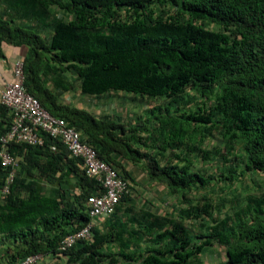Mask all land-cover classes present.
Wrapping results in <instances>:
<instances>
[{
  "label": "trees",
  "instance_id": "16d2710c",
  "mask_svg": "<svg viewBox=\"0 0 264 264\" xmlns=\"http://www.w3.org/2000/svg\"><path fill=\"white\" fill-rule=\"evenodd\" d=\"M1 1L20 17L42 19L53 33L47 37L0 12V56L6 43L29 47L27 90L80 131L126 179L129 192L103 229L95 227L91 239L62 251L65 236L91 222L87 199L103 187L47 133L40 131L42 146L11 141L7 149L19 167L2 198L10 169L0 158V264H20L34 255L57 256L66 264H201L203 250L215 243L227 252L215 264H264V191L223 217L213 216L214 198L189 197L213 183H232L238 166L241 175L264 176V0ZM55 6L72 18H61ZM66 73L76 75L84 94L171 100L150 108L136 124L96 115L60 99L61 92L76 88ZM187 88L201 98L198 111L184 107L191 101L181 100ZM11 125L12 113L0 102V137ZM215 128L222 130L229 154L235 153L231 160L218 150L227 176L195 171L189 159L195 149L189 141ZM201 153L204 160L212 157ZM124 161L138 166L149 184L166 187L182 204L184 220L206 230L197 233L172 215L138 208L139 183ZM43 183L52 186L49 193ZM216 204L222 212L226 200Z\"/></svg>",
  "mask_w": 264,
  "mask_h": 264
},
{
  "label": "rangeland",
  "instance_id": "374dc122",
  "mask_svg": "<svg viewBox=\"0 0 264 264\" xmlns=\"http://www.w3.org/2000/svg\"><path fill=\"white\" fill-rule=\"evenodd\" d=\"M54 12H57L61 18H72V14L66 10L59 9L57 6L54 7ZM66 76L75 82L76 88L74 92L78 91L76 75L74 73H66ZM183 96L181 100H183V98L184 101L191 100L184 106L185 109L190 110L194 108L195 111H198V106L201 105L199 103L201 101L199 94L194 89L187 88ZM91 98L90 101L94 108L110 112V115H114L115 117H118V113H120L121 118H124L123 120L132 122L133 124H136L139 119H144L143 117L153 106H165L171 100L167 97L151 98L126 92H109L100 96H91ZM213 104L214 100L209 99L207 108L210 113L212 112ZM216 118H218V116H216ZM188 144L191 146L193 145L195 148L189 156V159L192 161L193 170L217 175L219 177L229 174L226 162H224V158L218 154V150H221V152L231 160H234L235 153H233V155L229 154V149L225 147L222 130L220 131L219 128H215L204 134L198 133L194 140L189 141ZM239 147L240 146L237 145V149ZM203 150L211 152L212 157L210 160H204L202 158L201 151ZM234 170L238 174L232 183H228L227 181L213 183L207 189L192 191L189 197L195 201L202 199L204 196L214 198L213 216L223 217L226 214H233L244 206L249 195L259 196L264 191V176L257 174L241 175L240 172L242 168L240 166ZM43 185V188L48 191L49 184L43 183ZM50 187L52 188L51 185ZM135 188L136 190L134 193L137 205L139 206L138 208L147 206L148 210H152L156 213L167 214L169 216L172 215L178 221L187 223L191 230L197 233L206 230V228L203 229L204 231L201 230L202 228H200L197 223L184 220V213L180 211L182 204L175 196L169 193L166 187L144 182L143 184H139V186H135ZM223 199L226 200V205L223 211L219 212V205L216 204V201L221 200L222 202ZM210 222L215 223L212 218ZM226 258V247L215 243L214 245L207 246L197 261L201 264H215L226 260ZM38 264H66V260L57 256H42V260Z\"/></svg>",
  "mask_w": 264,
  "mask_h": 264
},
{
  "label": "built area",
  "instance_id": "2783aa9c",
  "mask_svg": "<svg viewBox=\"0 0 264 264\" xmlns=\"http://www.w3.org/2000/svg\"><path fill=\"white\" fill-rule=\"evenodd\" d=\"M25 61L19 58L14 65V80L6 82L1 93L0 102L8 107L12 113L10 130L0 137L4 145L0 150L2 166L10 169L8 178L2 190V198L10 190L14 181L16 169L19 167L18 159L11 155L7 144L11 141L42 146L45 143L40 131L49 134L61 141L69 150L71 156L80 158L82 169L87 176L95 178L103 187V193L88 197L86 205L91 215V222L83 228L65 236L61 243V250L67 251L81 240L91 239L93 229L99 220L113 214L124 194L129 192L128 182L120 175L118 170L98 156L96 149L84 141L80 131L61 117L52 115L32 95L25 85ZM56 150V146H51ZM41 255L28 256L20 264H38Z\"/></svg>",
  "mask_w": 264,
  "mask_h": 264
},
{
  "label": "crops",
  "instance_id": "0c3cea01",
  "mask_svg": "<svg viewBox=\"0 0 264 264\" xmlns=\"http://www.w3.org/2000/svg\"><path fill=\"white\" fill-rule=\"evenodd\" d=\"M11 7L8 6L5 2L0 0V12H2L5 15H9L11 17H15L14 23L17 25H22L27 28H32L36 30L37 32L44 34L47 37H50L53 33L52 28H47L45 24L43 23L42 19H38L35 16L32 17H20L18 14H16ZM29 47L28 46H16L12 44H5L3 51L4 55L0 56V99H1V93L4 88V85L8 81L14 80V65L16 61L19 58H24L28 53ZM74 90L69 92H61L60 99L68 104H71L73 106L84 108L96 115H106L110 114V112H105L104 110H99L98 108H94L91 104L90 99L93 95L84 94L81 92L80 89L78 91L74 92ZM104 109V108H103ZM121 114L118 113V117L121 118ZM124 119V118H122ZM125 166L127 170L136 178L139 184H143L144 182L148 183L147 178L145 174L139 169L138 166L133 165L130 162H125ZM139 184L137 186H139ZM50 187V185H48ZM48 187V193L52 188ZM47 191V189H46ZM106 221V218H103L99 220L96 227H100V229H103V223Z\"/></svg>",
  "mask_w": 264,
  "mask_h": 264
}]
</instances>
